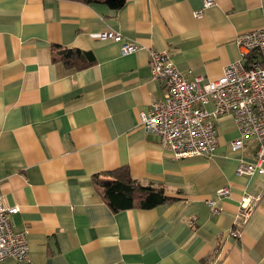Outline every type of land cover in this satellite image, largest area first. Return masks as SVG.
Here are the masks:
<instances>
[{
	"label": "crops",
	"instance_id": "1",
	"mask_svg": "<svg viewBox=\"0 0 264 264\" xmlns=\"http://www.w3.org/2000/svg\"><path fill=\"white\" fill-rule=\"evenodd\" d=\"M201 6L0 0V193L18 208L11 223L28 230L29 249L26 261L2 264H264V176L236 174L255 143L233 153L238 131L221 117L212 158L175 160L139 122L164 90L151 52H166L189 80L215 81L240 57L236 36L264 27V0H214L195 18ZM127 43L137 50L123 55ZM53 47L79 51L74 66L53 62ZM121 167L178 201L114 212L93 177ZM223 187L230 195L217 200ZM245 195L260 199L235 238Z\"/></svg>",
	"mask_w": 264,
	"mask_h": 264
},
{
	"label": "built area",
	"instance_id": "2",
	"mask_svg": "<svg viewBox=\"0 0 264 264\" xmlns=\"http://www.w3.org/2000/svg\"><path fill=\"white\" fill-rule=\"evenodd\" d=\"M214 0H202L194 12L201 18L213 6ZM118 33L101 34L103 40H117ZM240 51L237 61L228 64L222 76L215 81L182 76L173 66L166 52L149 54L152 80H163L162 97L150 103L139 114L143 131L159 138L161 147L175 160L194 157L212 158L218 146L216 121L221 117L232 119L238 137L230 143V150H243L246 142L255 143L253 159L240 157L236 167L238 176H264V27L243 32L235 38ZM137 50L132 43L121 48L123 55ZM228 187L216 192V199L228 198ZM260 196L245 195L235 215L232 237L238 238L255 209ZM212 207L214 202L208 201ZM213 211L218 210L212 208ZM18 213L16 206L8 205L0 193V264L6 260L24 262L28 256V230L17 231L11 218Z\"/></svg>",
	"mask_w": 264,
	"mask_h": 264
},
{
	"label": "trees",
	"instance_id": "3",
	"mask_svg": "<svg viewBox=\"0 0 264 264\" xmlns=\"http://www.w3.org/2000/svg\"><path fill=\"white\" fill-rule=\"evenodd\" d=\"M81 1L85 4L105 5L111 10H118L125 3V0ZM79 55V51L67 48L53 47L51 50L52 61L61 63L66 68H72ZM93 184L99 191L103 201L114 212L131 209L150 210L178 201L177 198L166 195L161 187L140 184L131 177L126 167L95 175Z\"/></svg>",
	"mask_w": 264,
	"mask_h": 264
}]
</instances>
